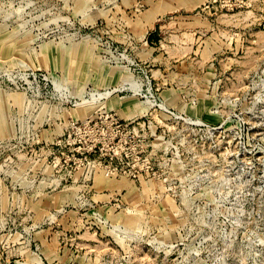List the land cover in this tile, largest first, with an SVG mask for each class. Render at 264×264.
I'll use <instances>...</instances> for the list:
<instances>
[{"label":"rangeland","instance_id":"rangeland-1","mask_svg":"<svg viewBox=\"0 0 264 264\" xmlns=\"http://www.w3.org/2000/svg\"><path fill=\"white\" fill-rule=\"evenodd\" d=\"M0 264H264V0H0Z\"/></svg>","mask_w":264,"mask_h":264}]
</instances>
